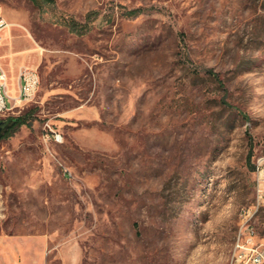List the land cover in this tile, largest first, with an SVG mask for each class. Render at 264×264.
I'll return each instance as SVG.
<instances>
[{"label":"rangeland","instance_id":"374dc122","mask_svg":"<svg viewBox=\"0 0 264 264\" xmlns=\"http://www.w3.org/2000/svg\"><path fill=\"white\" fill-rule=\"evenodd\" d=\"M0 20V120H26L0 136V264H230L264 164V0H0Z\"/></svg>","mask_w":264,"mask_h":264},{"label":"built area","instance_id":"2783aa9c","mask_svg":"<svg viewBox=\"0 0 264 264\" xmlns=\"http://www.w3.org/2000/svg\"><path fill=\"white\" fill-rule=\"evenodd\" d=\"M6 26L3 20H0V44L2 40L1 30ZM20 78L23 81L19 100L28 99L35 93L39 74L32 68H24L20 72ZM10 97L8 93V75L6 70L0 64V110L7 109L6 98ZM54 138L60 141L61 135L54 134ZM264 206V164L260 162L257 173V194L256 201L253 202L244 212L237 239L234 245L233 255L230 264H264V233L258 232L250 224L252 217Z\"/></svg>","mask_w":264,"mask_h":264},{"label":"crops","instance_id":"0c3cea01","mask_svg":"<svg viewBox=\"0 0 264 264\" xmlns=\"http://www.w3.org/2000/svg\"><path fill=\"white\" fill-rule=\"evenodd\" d=\"M1 36H2V35H1ZM7 75H8V74H7ZM16 82H17V84L22 88V86H23V81H22V79L20 78V76H19V78L17 79ZM21 88H20V90H21ZM14 90H17V88L12 89V88L10 87V85H9V76H8V93H9V96H10V97H7V98H6V104H7L8 109H12V108H14V107L17 106L16 102H14V98H18V95L14 92ZM20 94H21V92H20Z\"/></svg>","mask_w":264,"mask_h":264},{"label":"trees","instance_id":"16d2710c","mask_svg":"<svg viewBox=\"0 0 264 264\" xmlns=\"http://www.w3.org/2000/svg\"><path fill=\"white\" fill-rule=\"evenodd\" d=\"M51 1H53V0H51ZM11 119H12L13 122L8 127L4 126L5 121L1 120L2 123H1V128H0V136H2V137L5 136L6 133H9L14 127L20 126V125H22L23 123L26 122V120L24 118H21V117H14V118H11Z\"/></svg>","mask_w":264,"mask_h":264},{"label":"bare ground","instance_id":"6f19581e","mask_svg":"<svg viewBox=\"0 0 264 264\" xmlns=\"http://www.w3.org/2000/svg\"><path fill=\"white\" fill-rule=\"evenodd\" d=\"M149 255V254H148ZM149 256H151L152 257V255L150 254ZM154 259V258H153ZM148 258H147V260L145 261V263L147 264V262H148ZM150 262V261H149ZM152 264V263H151Z\"/></svg>","mask_w":264,"mask_h":264},{"label":"water","instance_id":"95a60500","mask_svg":"<svg viewBox=\"0 0 264 264\" xmlns=\"http://www.w3.org/2000/svg\"><path fill=\"white\" fill-rule=\"evenodd\" d=\"M1 123H2V121L0 120V128H1Z\"/></svg>","mask_w":264,"mask_h":264}]
</instances>
